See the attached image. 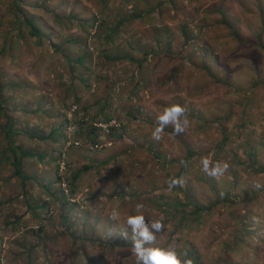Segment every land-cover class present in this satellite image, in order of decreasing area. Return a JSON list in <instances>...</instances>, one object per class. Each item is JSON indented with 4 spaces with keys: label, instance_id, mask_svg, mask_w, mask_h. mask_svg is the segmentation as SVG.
Wrapping results in <instances>:
<instances>
[{
    "label": "rangeland",
    "instance_id": "1",
    "mask_svg": "<svg viewBox=\"0 0 264 264\" xmlns=\"http://www.w3.org/2000/svg\"><path fill=\"white\" fill-rule=\"evenodd\" d=\"M3 1L0 264H134L131 240L119 233L127 229L131 236L126 220L141 214L135 211L138 203L144 205L146 222L162 218L166 225L157 238L162 246H191L204 261L224 264L219 243L231 240L241 227L231 212L239 217L244 201L264 189L255 186L264 185V173L256 174L239 161L255 157L264 166V83L248 59L250 50L238 51L227 30H219L223 41L206 31L207 38L212 37L206 54V40L196 32L199 25L189 18L197 24L213 23L215 16L207 12L219 5L239 12L236 0H174L134 20L131 14L146 12L163 0H27L25 11L35 14L49 35L41 47L37 38H19L17 24L3 21L12 0ZM240 1L249 25L242 22L239 28L244 35L258 33L264 0ZM227 17L236 25L234 11ZM5 39L8 45L2 53ZM213 50L228 60L231 75L226 81L217 78L224 79L220 62L213 70L217 77L202 68ZM253 55L264 65V53ZM256 80L260 84L253 89ZM173 104L186 109L189 128L177 135L168 125L161 140L152 139L157 117ZM8 120L19 131L16 143L34 154L23 161L31 178L26 185L14 176L12 162L1 161ZM242 120L247 126L240 129ZM93 127L101 129L95 143L88 136ZM149 147L162 157H155ZM251 148L256 156H251ZM189 153L181 177L179 160ZM203 158L229 167L222 176L210 177L203 171ZM173 178L183 183L169 188ZM181 187L191 189L203 204L224 197L226 204L219 202L200 226L178 227L165 212L168 206L163 211L152 200L163 194L164 203L167 197L186 203ZM113 209L120 213L118 220L111 219ZM260 213V230L239 244L242 251L232 255V264H264V210ZM172 233L174 241L167 242Z\"/></svg>",
    "mask_w": 264,
    "mask_h": 264
},
{
    "label": "trees",
    "instance_id": "2",
    "mask_svg": "<svg viewBox=\"0 0 264 264\" xmlns=\"http://www.w3.org/2000/svg\"><path fill=\"white\" fill-rule=\"evenodd\" d=\"M27 0H12L11 6H9L6 9V13L3 14L4 19L3 21L13 22L14 24H17L18 27V34L17 36L19 38H22L23 40L27 38V35L30 37L37 38V44L39 47H41L44 43L45 40L49 37V35L46 33L44 27L45 24L43 23H38L37 18L35 14H30L24 9V5L26 4ZM5 3L3 0H1L0 5L3 6ZM168 4H175L174 0H163L161 1L156 7L153 6L151 9L146 10V12H136L130 15V20H134L140 17H145L146 14L153 15L155 8L161 9L162 7H165ZM235 4L238 6H241L242 10L238 12V10L235 7H231L230 10L225 9L219 5L218 7L215 6L214 9H211L207 12L208 16H215L216 20L213 23H205L202 21V23L197 24L194 22L193 19L189 18L192 20V23L194 26L199 25L198 29L196 32H199L200 37L204 38L206 42H203V50H205L206 54L207 52L212 49L211 45V40L212 37L209 35L207 38V33L209 30L213 31L216 36H214L216 41H223L221 36L218 34L219 30L225 29L228 31V36L232 37V39L236 42L237 44V49L238 51L241 52H246L249 53V61L253 65L254 71L257 74L259 78L262 79V82L264 83V65L261 64V61L259 58L255 57L253 54H256L257 52H262L264 53V23L261 24L259 27V32L255 33V31H250L247 34H243L241 29L239 28L240 23H245V25H249V17H248V11L245 9V5L242 1L238 2V0L235 1ZM235 12L238 15V21L235 24H232V21L228 19L227 13ZM160 12L164 15L163 9L160 10ZM166 15V14H165ZM164 15V16H165ZM262 15L263 12H261V20H262ZM203 20V19H202ZM126 22V21H125ZM118 27V26H117ZM120 27V25H119ZM116 32L118 31L117 28H115ZM165 30H167L165 28ZM184 36H186V42H188V33L186 30H184ZM193 38L195 33H191ZM109 37L112 36V34L108 35ZM159 38V37H157ZM8 43L6 42V39L4 40V45L1 49V52L4 53L6 51ZM53 47H55V50L60 51L61 47L55 46L52 44ZM215 53L210 52V58L208 59L207 57L204 58L202 61V68L207 71L209 75H212L213 77H217V74L213 71L215 68V63H219L220 65L218 68L222 72H224V79H220V77H217L218 80L220 81H226L228 77L231 75L230 74V65L228 63V60H223V56L219 51L213 50ZM213 56V57H212ZM254 56V57H253ZM212 60V63L210 62ZM260 82L256 80L253 84V89L258 87ZM135 91H132L131 94H134ZM249 97V95H246ZM245 96V97H246ZM108 105L106 104V107ZM130 115V112H128ZM247 122L245 120H242L239 128L243 129L247 126ZM101 129H98L97 127H93L89 132L88 136L89 138L93 141V143L98 142V140L101 138V134L99 133ZM113 130V129H112ZM3 131H5V142L7 144V149L3 150L2 153H4V156L1 158V161H10L13 164L14 167V176H17L21 179L22 183L24 185L27 184V181L31 180L29 176H27L24 172L23 169V161L24 158L31 157L34 154L31 152L24 151L20 148V146L16 143V135L19 133L17 129L13 126V122L11 120H8L7 123L3 127ZM90 133H93L91 135ZM53 136V135H51ZM227 138L225 137L222 141V144H226ZM155 157L161 158V153L156 152L153 147H149L148 149ZM189 152L191 150L189 149ZM193 153H189L188 156L183 157L180 159V163L182 164V169L180 176H184V173L187 170L188 167V160ZM251 156H256V153L253 151V148H251L250 152ZM236 156V155H235ZM39 157H44V155H40ZM250 161H242L240 159L239 161L246 166V168H249L251 171H253L256 174L264 173V166L258 165L257 160L255 157L249 158ZM170 162L175 161L174 159H170ZM78 174L73 175V182L74 184L76 180L78 179ZM182 188V187H181ZM184 194H187V202L182 203L178 201L167 200L165 203L163 200L166 198L163 194H160L156 199L152 200L154 203H156L157 207L160 208L164 211L166 208V205L168 206L166 208V214L169 216L170 220H174V223H177V226L179 227H194V226H200L203 224V219L206 214H210L215 207H217L219 202H221L223 205L226 204L225 202L227 201V198H223L221 200H218L217 202H212L209 204H203L199 201V199L196 197L195 193L191 189L187 188H182ZM187 189V190H186ZM160 198L162 199V203H160ZM234 203V202H233ZM241 206V205H240ZM244 206V207H243ZM241 206V210L238 211L240 214L239 217H236V215L231 212L233 215L234 219L238 220V223L241 225L238 230L233 231V236L231 240L227 242H220L219 245V252H220V257L221 260L224 262V264H232V262L235 260L232 259V255L234 253H237L238 251H242V247L239 246L240 243L246 244L248 240V236L252 238L257 231L260 230L261 224H260V210H264V189H259L257 192H253V197L247 199L244 201V205ZM35 216H38V211L34 208L33 209ZM251 221V222H250ZM250 222V223H249ZM253 225H257L258 228L253 227ZM174 236L175 234L172 233L171 237H168L167 242L174 241ZM259 236V235H258ZM260 240H263L264 245V234H262V237ZM249 245H245V247L249 248ZM167 247V246H164ZM174 248L178 253L181 255H185L186 258L191 259L192 264H211L209 262H206L202 259L201 255L193 249V247H187L186 249H182L176 246H171ZM127 245L125 244L123 247H121L120 252H125ZM114 251H116L114 249ZM259 250H255L256 255ZM247 257V256H246Z\"/></svg>",
    "mask_w": 264,
    "mask_h": 264
},
{
    "label": "clouds",
    "instance_id": "3",
    "mask_svg": "<svg viewBox=\"0 0 264 264\" xmlns=\"http://www.w3.org/2000/svg\"><path fill=\"white\" fill-rule=\"evenodd\" d=\"M168 125L173 126V132L177 135L184 133L190 126V121L186 115V109L180 104H173L166 107L162 114L157 117V125L151 132L152 139L161 140V134ZM203 171L210 177H220L228 169L227 162L216 161L214 164L208 158H203ZM183 183L180 178H173L169 181V188L175 187ZM257 188L264 187L257 183ZM144 205L138 203L135 206L137 215H130L127 217L126 224L131 230V236L127 229L122 230L119 234L125 240H131V252L135 258L134 264H192L191 259L181 255L171 246L164 247L157 242L158 234L166 231V225L162 218L152 220L149 218L146 222L145 215L141 210ZM119 211L113 209L111 212V219H119Z\"/></svg>",
    "mask_w": 264,
    "mask_h": 264
}]
</instances>
